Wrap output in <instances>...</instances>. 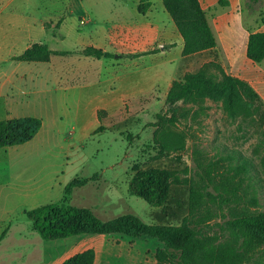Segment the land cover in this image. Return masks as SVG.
Returning <instances> with one entry per match:
<instances>
[{"label": "crops", "instance_id": "obj_1", "mask_svg": "<svg viewBox=\"0 0 264 264\" xmlns=\"http://www.w3.org/2000/svg\"><path fill=\"white\" fill-rule=\"evenodd\" d=\"M218 1L198 0L206 12L219 61L228 74L247 82L264 102V59L258 63L247 55L249 32L244 25L247 10L243 7L247 0H223L224 4ZM142 2H145L144 12L140 13L138 5ZM258 13L264 16V0L259 1ZM251 25L256 31H264V22ZM68 36L77 41L73 48L61 46L66 44ZM33 44L47 45L53 51L50 60L15 59ZM183 45V38L162 0H0V119L39 117L42 121L40 129L23 144L40 140L46 123L42 114L9 116L7 100L27 93L56 94L57 107L70 109V105L73 106V113L65 115L68 119L79 118L81 133L90 134L95 129L90 128V120L100 123L99 111L120 109L123 99L130 95L150 93L160 87L158 75L152 74V69L178 63V72L187 71V61L195 54L184 56ZM86 46L101 48L111 56L94 58L78 52ZM144 62H148L143 67L148 69L147 75L139 69ZM174 79L170 76L164 81L165 95ZM83 93L88 95L87 103L85 111L79 113L78 101ZM65 95L74 104L68 106ZM55 120L53 117L54 124ZM63 141H67L65 137ZM69 146L70 149L77 147L72 140ZM75 158L81 160L78 152ZM77 165L64 173L69 174L66 178L59 177L58 170L54 171L44 184L40 182V169H35L38 178L33 181L20 175L0 178V198L8 200L9 195L17 196L25 217V207L30 209L61 201L65 185L77 177L85 182L73 187L67 196L69 203L76 189L89 183L88 176H79L81 169ZM111 185L105 190H115ZM104 196L103 209L111 200L122 198L119 193H105ZM19 232L16 235L19 236ZM10 234L8 220L0 217V250L4 238ZM147 239L122 234H82L54 239L52 241L58 242L54 247H21L18 251L9 240L8 248L0 252L18 254L21 262L14 263L6 258L0 260V264H61L69 256L88 248L95 251L93 264H154L141 252ZM29 254L33 256L23 261Z\"/></svg>", "mask_w": 264, "mask_h": 264}, {"label": "trees", "instance_id": "obj_2", "mask_svg": "<svg viewBox=\"0 0 264 264\" xmlns=\"http://www.w3.org/2000/svg\"><path fill=\"white\" fill-rule=\"evenodd\" d=\"M259 1L248 0L250 7H245L244 20L249 32L247 55L258 63L264 59V31L254 30L251 23L264 22L258 7H253ZM162 3L183 38L182 54L205 51L209 55L195 71L185 72L172 81L165 96L166 105L172 109L179 102L187 103L201 111L209 99L220 105L230 122H238L239 130L242 124L257 129L264 143V102L247 82L228 74L223 68L206 12L198 0H162ZM218 3L224 4L225 1L219 0ZM142 7L140 3V13L144 12ZM52 53L45 44H33L15 59L47 62ZM81 54L94 58L111 56V53L93 46L84 47ZM41 124V119L36 116L0 119V148L31 140ZM171 134L172 138L162 139L164 148L183 149L186 133L175 129ZM223 149L225 152L221 156L215 154V159L205 166L197 161L198 169H206V183L190 190L188 203V212L193 216L207 199H218L220 214L208 212L196 220L183 217L177 225L146 223L132 214L102 220L92 209L67 202L73 187L85 182L74 178L65 185L61 201L25 210V217L32 230L44 240L82 234H122L130 238L155 239L161 245L152 256L155 264H249L257 252L264 250V211L259 209L264 188V149L258 158L259 166L252 157L243 155L238 149ZM218 169L224 170L218 172ZM171 183L172 175L168 169H133L128 192L144 199L150 206L161 207L168 200ZM208 186L213 191L208 190ZM212 217L222 222L219 232L210 233L200 224ZM94 260L95 251L88 248L69 256L61 264H93Z\"/></svg>", "mask_w": 264, "mask_h": 264}, {"label": "rangeland", "instance_id": "obj_3", "mask_svg": "<svg viewBox=\"0 0 264 264\" xmlns=\"http://www.w3.org/2000/svg\"><path fill=\"white\" fill-rule=\"evenodd\" d=\"M142 4L145 6V2ZM248 4L247 0L243 7H250ZM66 41V44L61 45L64 48H73L77 42L70 36ZM78 52L81 53V50ZM208 58L207 52L191 56L187 61L188 70L185 72L195 71L203 60ZM147 64L148 62H144L139 68L146 72V75L148 69L144 70L143 67ZM178 66V63L166 64L152 69L151 73L158 75L160 87L150 93L130 95L123 99L124 104L120 109L110 112L99 111L100 123L96 124L90 120V128L95 129L90 134L87 132V135L81 133L79 118L68 119L65 115L73 113V106L70 105V109L57 107L56 94L27 93L8 98L9 116L40 112L46 123L40 140L0 148V178L3 180L5 177L20 175L33 181L38 178L35 169H40V182L44 184L53 176L54 171L58 170L59 177L62 175L66 178L69 174L64 173L78 164V169H81L79 176H88L89 183L76 189L69 204L91 208L102 220L132 214L146 223L162 222L177 225L181 223L183 217H193L192 219L196 220L205 217L208 212L220 214L218 199L214 201L207 199L196 215L192 216L188 212L190 190L206 183L204 179L206 169H198L197 161L205 166L210 160L215 159V154L221 156V153L225 152L223 147H227L238 149L243 155L252 157L259 166L258 158L264 149V143L257 129L242 124L239 130L238 122H230L220 105L209 99H206L201 111L181 102L170 109L165 103L164 81L170 76L177 78L183 74L178 72ZM87 96L83 93L78 101L81 108L79 113L85 111ZM65 98L68 106L70 103L74 104L68 96L65 95ZM53 117L56 119L55 124L52 122ZM175 129L186 133L184 148L177 151L167 150L162 144V139L172 138L171 132ZM64 137L67 141H63ZM71 140L76 143V148L70 149ZM76 152L81 160H75ZM148 167L165 168L172 175L168 200L161 207L150 206L144 199L128 192V180L133 169ZM223 170L218 169V172ZM111 184L115 190L106 191L105 187L112 186ZM208 190L213 191L211 186H208ZM263 190L264 188L259 199V209L262 211ZM105 193L109 195L119 193L122 198L109 200L110 205L103 209ZM18 202L20 203V199L17 196L9 195L8 200L0 198V217L8 220V230L11 231V234L4 238L0 251L4 252L8 248L6 243L9 240L14 242L12 246L15 251L22 249L21 247L42 249L45 246H56L58 242L44 240L32 230L30 222L22 214L23 205L19 206ZM200 224L204 230L213 233L220 231L219 225L222 222L212 217L206 223ZM17 231H20L19 236L16 235ZM146 241V247L143 243L141 252L146 254V259L155 264L152 256L155 249L161 245L155 239ZM32 256L33 254L26 255L23 261L29 260ZM18 257V254L6 255L0 252L2 261L7 258L8 261L19 263L21 258ZM249 264H264V250L257 252Z\"/></svg>", "mask_w": 264, "mask_h": 264}, {"label": "built area", "instance_id": "obj_4", "mask_svg": "<svg viewBox=\"0 0 264 264\" xmlns=\"http://www.w3.org/2000/svg\"><path fill=\"white\" fill-rule=\"evenodd\" d=\"M81 23H83L84 21H80Z\"/></svg>", "mask_w": 264, "mask_h": 264}]
</instances>
